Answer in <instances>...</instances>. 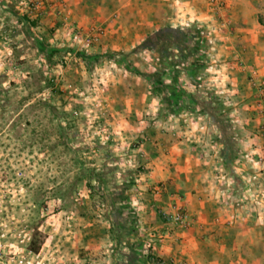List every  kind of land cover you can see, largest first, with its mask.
Wrapping results in <instances>:
<instances>
[{
    "label": "rangeland",
    "instance_id": "1",
    "mask_svg": "<svg viewBox=\"0 0 264 264\" xmlns=\"http://www.w3.org/2000/svg\"><path fill=\"white\" fill-rule=\"evenodd\" d=\"M25 1L20 5L28 14ZM52 4L42 15L28 14L29 19L34 18L42 26L38 22L50 13L66 17L65 1L54 0ZM258 9L261 8L255 10ZM229 10L232 9L218 2L213 11L219 22L208 23V27L201 21L183 19L185 8L170 6L165 8L161 25L155 24L158 28L130 47L125 46V39L107 38L103 26L95 21L86 29L63 21L62 25L47 28L45 34L51 43L55 33L61 32L63 38L64 34L70 36L65 39L68 47L55 48L45 43L44 50H0V264H171L152 249L147 250V258L143 255L145 259L136 257L120 263L107 243L108 238L110 244L116 245L115 239L119 242L127 237L120 225L122 220L131 229L134 226L137 234L132 232L133 236L136 240L142 236L146 248L165 234L185 228L166 222L162 213L172 211L171 205L177 200L183 205V195L170 190L166 183L148 188L140 179L141 161L136 163L130 156L137 154L135 150L146 138L141 127L147 125L148 130L159 124L158 117L149 119L157 107L149 103L162 98L161 102L170 108L160 89L137 72L156 76L161 71L167 82L172 80L167 73L174 68L172 59L178 62L176 70L199 65L204 73L202 83L206 84L193 95L203 107L211 106L219 113L224 132L234 138V158L253 161L254 179L247 183L238 179L236 187L226 190L225 196L228 202L243 206L251 219L259 218L264 227V150L256 152L251 141L240 133L234 119L237 98L228 92L221 94L229 60L215 57L218 42L211 39V35L225 40L237 34L241 25L228 15L241 13ZM258 14V50H264V13ZM56 42L59 41L53 44ZM232 42L236 47L240 45L235 44L236 40ZM0 43L5 44V38L0 36ZM238 66L248 73L256 89L255 128L264 134V111L257 105L260 97L253 72L259 79L264 78L253 66L240 61ZM143 93L147 98L137 106L134 101ZM136 109H147L146 113L142 111L143 118ZM232 169L229 173L235 176L236 170ZM141 193L164 199V204H154V209L169 228L143 235L145 227H138ZM185 211L188 214L186 208ZM128 212L134 221L127 219ZM32 237L42 241L37 253L28 249ZM128 238L125 244H129ZM91 239L104 245V255L99 253L103 250L89 248ZM80 256L87 258V263ZM102 256L112 263L98 262Z\"/></svg>",
    "mask_w": 264,
    "mask_h": 264
},
{
    "label": "crops",
    "instance_id": "2",
    "mask_svg": "<svg viewBox=\"0 0 264 264\" xmlns=\"http://www.w3.org/2000/svg\"><path fill=\"white\" fill-rule=\"evenodd\" d=\"M23 1L25 0H0V36L6 40L5 44L0 43V50H44L45 43L55 48H60V45L68 47L69 43L66 44L65 39L70 36L64 34L63 38L61 32L55 33L53 41L57 39L59 42L54 45L45 34L47 28L62 25L63 21L68 24L74 22L85 29L95 21L103 26L107 38L125 39L128 41L125 46L130 47L138 39L147 37L158 28L155 24L163 22L165 8L170 6L185 8L181 14L183 19L201 21L208 27H211L208 23L219 22L215 21L213 11L218 2H223L226 7L240 12V15L233 13L235 17L228 15L232 21L241 25L233 38L224 40L209 34L211 39L218 42L214 50L215 57L229 60L225 66L227 75L222 79V92L218 89L216 91L218 94L228 92L230 97L237 98L238 105L237 102L234 103L237 109L234 111L236 125L240 133L245 134L248 141H251L249 143L253 144L255 151L260 154L263 152L264 134L256 132L255 128L258 122L253 105L256 89L251 85L248 73L242 70L238 63L240 61L246 66L255 67L264 78V50H258L260 39L258 32L256 33L260 28L258 17L261 16L257 13H264V0H63L68 6L66 17L57 18L54 13H50L38 22L42 26H38L34 18L29 19V15L20 5ZM256 8L261 9L255 10ZM235 40V44L240 43L238 47L232 44ZM185 71L189 74L184 75ZM203 74L199 65H196V68L177 70V84L174 86L176 92L192 95L199 93L198 88L206 84L202 83ZM194 76L198 79L195 80ZM231 90L236 92V95L231 94ZM195 97L197 104L193 110L184 108L170 115L171 109L161 102L162 98L160 101L154 98L149 104L157 107L149 119L156 116L159 118V124L148 130L147 125L141 127L140 131L146 133V138L135 150L137 154L130 155L133 161L137 163L139 160L143 165L141 181H144L148 188L166 183L170 190L180 192L183 195V205L189 214V222L185 228L155 240L152 250L158 256L169 259L171 264H264V227L259 218L251 219L247 215L248 211L242 210L243 206L228 202L225 196L226 190L236 187L238 179L242 183L254 179V163L238 159L239 157L234 158L232 165L236 173L235 176L230 175L229 171L232 169L229 168L224 153L230 154L228 148L233 147L229 145L234 138L224 132L222 121L218 119L219 113L212 108L204 109L199 98ZM145 98L147 96L143 93L134 102H137L138 106ZM131 99L133 100L132 97ZM200 107H203L204 111H200ZM142 111L146 113L147 109H136V113L142 115L140 118L144 117ZM140 197L143 201L139 213L141 226L138 227H145L142 228L143 235L146 231L148 234L154 230H164L168 224L154 209V204L162 205L164 199H155L151 193H141ZM120 222L121 228L126 230V238L129 237V244H125L126 238H121L119 242L115 239L116 245L110 244L108 238L109 249L115 251L114 259L127 263L136 257L147 258V254H144L147 253V248L143 237H137L139 240H136L133 231L129 230V224L123 220ZM116 234L119 238L118 231ZM103 246L92 240L89 248L96 252L99 251L97 249L103 250L99 253L104 255ZM81 258L87 263V258L80 256V260ZM102 261L112 263L108 257L106 259L102 256V260L98 262ZM64 262L66 263V260Z\"/></svg>",
    "mask_w": 264,
    "mask_h": 264
},
{
    "label": "trees",
    "instance_id": "3",
    "mask_svg": "<svg viewBox=\"0 0 264 264\" xmlns=\"http://www.w3.org/2000/svg\"><path fill=\"white\" fill-rule=\"evenodd\" d=\"M195 51L198 52V49L196 48ZM203 54L205 55V53H203ZM117 63L118 64H121L120 61H117ZM170 63L174 67H177V65H178V62L176 60H174V59H172ZM201 67H204V64H203V66L201 65ZM126 68L127 69H132L128 65L126 66ZM176 71H177L176 68H173L172 72L171 71L170 72L169 71L167 72L172 77V80H170L171 83L168 82V81L166 82L165 79H163V77H162L163 73L161 71L156 72L157 73L156 76H154L152 74L150 76L147 75V74H143L139 70H138L137 73H139L140 75H142L146 79H148L153 84L154 88L160 89V91H161L162 95L164 96V99L166 100V102H167L168 106L170 107L172 113H176L179 110L184 109V108L189 109V110H193L194 105L197 104L196 97L193 96L190 93H180L179 91L176 92V90L174 88V86L176 87V84H177ZM181 95H184V97H182ZM211 95H214L215 96L216 94H213L212 93ZM208 103H210V102H208ZM221 104H222V102H221ZM206 108H204V109H206ZM209 108H211V106H209ZM204 109H203V107H200V111H204ZM229 114H230V116H233V114L231 112H229ZM229 114H228V117L230 118ZM218 119L220 121H222L221 120V117H219V116H218ZM229 146L231 147L232 144H230ZM228 149H229V153L230 154L229 155H226L224 153V156L226 158L225 160H227V162L229 163V168L232 169V167H233L232 160L234 159V155H235L234 153H235V151H234L233 147L228 148ZM128 186H130V185L128 184ZM101 187H102V183H101ZM103 198H106V197H103ZM128 215L129 216H127V219L134 221L135 218L132 215H130V213ZM131 230L133 232H136L134 226H133V228ZM41 244H42V241L41 240L37 239L36 237H32L31 240H30V244L28 246V249L30 251L34 252V253H37V252H39V250L41 248ZM133 249H135V248H133ZM147 257H148V254H147Z\"/></svg>",
    "mask_w": 264,
    "mask_h": 264
},
{
    "label": "built area",
    "instance_id": "4",
    "mask_svg": "<svg viewBox=\"0 0 264 264\" xmlns=\"http://www.w3.org/2000/svg\"><path fill=\"white\" fill-rule=\"evenodd\" d=\"M52 2L54 3V0H28L25 1L26 10L28 14L31 16L42 15L43 13H45L46 9L49 8ZM253 80H254V84H256L258 94L260 97L257 101V105L260 110L264 111V80L259 79L257 77L256 71L253 72ZM171 209L173 210L169 212L166 211L162 212L164 218L166 219V222L168 221L172 224H176L177 226L185 227L189 222L188 214L186 213L184 206L180 203V200L174 202V204L171 205ZM148 249H153V246L151 244H148L147 250ZM157 264H163V263L157 262Z\"/></svg>",
    "mask_w": 264,
    "mask_h": 264
}]
</instances>
